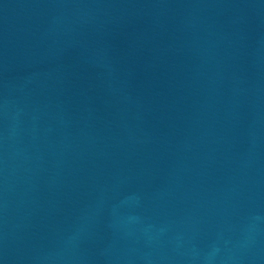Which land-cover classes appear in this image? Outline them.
I'll use <instances>...</instances> for the list:
<instances>
[{
    "label": "water",
    "instance_id": "water-1",
    "mask_svg": "<svg viewBox=\"0 0 264 264\" xmlns=\"http://www.w3.org/2000/svg\"><path fill=\"white\" fill-rule=\"evenodd\" d=\"M0 264H264V0H0Z\"/></svg>",
    "mask_w": 264,
    "mask_h": 264
}]
</instances>
